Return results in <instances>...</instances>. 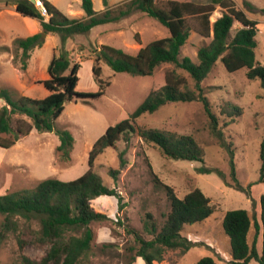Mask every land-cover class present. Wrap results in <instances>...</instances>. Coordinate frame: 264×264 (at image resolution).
<instances>
[{
	"label": "rangeland",
	"instance_id": "374dc122",
	"mask_svg": "<svg viewBox=\"0 0 264 264\" xmlns=\"http://www.w3.org/2000/svg\"><path fill=\"white\" fill-rule=\"evenodd\" d=\"M50 1L65 15L79 19L84 17L81 0ZM127 1L106 0L112 9ZM193 1L200 4L210 2ZM230 1L257 22L255 56L264 65V0ZM92 2L95 11L105 10L103 0ZM155 2L160 7L167 5V0ZM13 4L15 0H0V85L6 87L14 98L25 95L40 99L48 91L39 81L47 78V64L54 54H58L60 37L57 34L41 36L44 43L31 52L27 68L21 69L12 42L33 34L40 23L36 18L16 13ZM223 11L218 2L210 21L213 22ZM238 27L235 21L230 31L234 33ZM188 29L189 36L181 48L180 56H188L196 63L197 49L207 43L209 38L201 37L196 32L192 19L188 20ZM40 31L41 28L37 29V32ZM168 35L167 29L157 20L135 10L116 22L97 25L87 33L69 37L64 47L73 52V59L80 63L76 89L97 90L98 80L92 67L95 63L94 51H100L102 45L135 54L141 46ZM6 47L8 51L4 49ZM99 65L100 78L108 82L104 94L88 102L80 99L66 101L55 121L54 130L67 129L73 136L69 154L57 151L59 139L54 131L41 133L32 129L27 135H20L11 147H0V194L32 187L39 180L49 177L69 181L82 175L89 168L88 155L94 142L107 127L127 118L150 90L162 86L165 72L173 68L172 65L163 64L150 76H134L114 72L105 60H101ZM176 71L188 77L182 70ZM245 73L246 68L227 71L218 59L203 80L205 95L217 115L223 101L240 107L242 114L233 121L218 116L217 127L212 128L199 101L169 103L136 119L135 125L142 128H159L193 136L205 154L203 163L166 158L136 132L120 137L114 147L106 148L96 158L92 169L119 196L102 197L107 217L90 224L95 250L91 264H129L133 256L131 264H145L135 256L137 245L133 235L124 230V225L131 226L143 238L150 239L151 235L144 229L145 221H155L161 225L163 215L170 207L165 192L154 186L148 166L163 182L173 186L179 197L182 198L189 189L199 187L211 198L212 203L218 205V210L204 221L184 226L182 234L194 242V246L184 255L178 250H169L163 260L153 261L152 264H192L205 256L212 257L217 264L228 263L231 259L230 242L221 225L223 213L231 209H245L253 214L259 211L257 195L264 193V182L254 183L260 176L261 167L259 150L264 136V90L258 79H248ZM3 103L0 99V107ZM20 120L29 123L27 118L16 115L13 127ZM228 148L233 150L237 181L243 187L254 183L247 193L232 185L234 181L230 174ZM201 167L219 169L225 175V181L215 170L200 172ZM111 168L119 170L116 181L109 172ZM146 213L152 216L151 220ZM251 230L250 241L253 228ZM103 244L112 247L101 250ZM45 250L46 247L29 242L22 252L37 260ZM0 264H19L18 245L12 234H8L7 239L0 244ZM248 264L259 263L251 260Z\"/></svg>",
	"mask_w": 264,
	"mask_h": 264
},
{
	"label": "trees",
	"instance_id": "16d2710c",
	"mask_svg": "<svg viewBox=\"0 0 264 264\" xmlns=\"http://www.w3.org/2000/svg\"><path fill=\"white\" fill-rule=\"evenodd\" d=\"M40 2L46 9L47 19L29 0H15L16 11L23 16L38 19L41 27L40 32L13 40L16 61L21 69L27 68L31 52L44 43L41 33L57 34L61 45L58 54H54L47 65V78L39 81L48 91L45 97L36 99L20 95L14 98L6 87L0 85V99L4 102L0 107L2 148L11 147L20 135H27L32 129L41 133L54 131L59 139L57 151L68 155L73 145V136L67 129L54 130L55 121L62 113L66 101L80 99L88 102L104 94L108 82L100 78L101 60H105L114 72L134 76H150L163 64L173 66L165 72L162 86L150 90L127 118L107 127L104 134L94 142L88 155L89 168L82 175L69 181L49 177L39 180L32 187L0 194V244L7 239L8 234L14 236L18 245L19 264H91L95 250L90 224L107 217L102 197L119 196L92 169L96 158L106 148L114 147L120 137L136 132L166 158L203 163L205 154L193 136L159 128H142L135 125L136 119L169 103L192 101L201 102L212 128L217 127L218 116H225L231 121L239 117L242 114L240 107L228 101L219 105V115L212 110L205 95L203 80L219 59L229 72L246 68V77L258 79L264 90V65L255 56L258 44L257 22L230 0H210L206 4L195 3L193 0H167L166 7L158 6L155 0H128L116 9L110 8L106 0H103L106 8L102 12L94 10L92 0H81L84 12L81 19L63 14L49 0ZM218 2L224 11L211 22L210 17ZM135 10L157 20L169 35L141 46L135 54L102 45L100 51H94L95 63L92 67L98 80L97 90L78 91L76 86L80 63L73 59V52L65 49L66 40L75 34L87 33L97 25L116 22ZM189 19L194 21L196 32L201 37L209 38L207 43L197 49L196 63L188 56H180L181 48L189 36ZM235 21L239 27L232 33L230 30ZM4 49L7 50V47ZM176 69L182 70L188 77ZM16 115L27 118L29 123L20 120L13 127ZM228 151L230 174L234 181L232 185L237 190L247 193L254 183L264 182V136L259 150L260 176L246 187L237 181L233 150L228 148ZM148 168L154 186L165 192L170 203L169 210L163 215L161 225L155 221H145L144 229L151 235L150 239L143 238L131 226L124 225V230L133 235L137 245L135 256L145 264H152L153 261L163 260L169 250H178L184 255L194 246V242L182 234L184 226L204 221L218 210V205L212 203L211 198L199 187H193L182 198L179 197L173 186L163 182L150 166ZM199 170H215L225 181V175L219 169L201 167ZM109 172L116 181L119 170L111 168ZM257 196L259 211L256 213L231 209L222 215L221 225L230 242L231 259L227 264H248L251 260L264 264V193ZM146 216L152 219L149 213ZM251 228L253 233L250 241ZM29 242L46 247L39 259H32L22 252ZM110 247V244H103L101 250ZM133 260L134 256L129 264ZM192 264L217 263L212 257L205 256Z\"/></svg>",
	"mask_w": 264,
	"mask_h": 264
},
{
	"label": "built area",
	"instance_id": "2783aa9c",
	"mask_svg": "<svg viewBox=\"0 0 264 264\" xmlns=\"http://www.w3.org/2000/svg\"><path fill=\"white\" fill-rule=\"evenodd\" d=\"M38 4L36 5L39 9V11L41 12V14L45 17V19L47 18V13H46V9L45 7L43 6V4L40 2V0L37 1Z\"/></svg>",
	"mask_w": 264,
	"mask_h": 264
},
{
	"label": "crops",
	"instance_id": "0c3cea01",
	"mask_svg": "<svg viewBox=\"0 0 264 264\" xmlns=\"http://www.w3.org/2000/svg\"><path fill=\"white\" fill-rule=\"evenodd\" d=\"M49 1H50V0H49ZM50 2H51V1H50ZM51 3H52V2H51ZM5 6H6V4H5ZM13 6H14V11H15L16 13H18V12L16 11V4H13ZM46 19H47V18H46ZM39 23H40V22H39ZM40 28H41L40 26L37 27V28L34 30V33H37V29L40 30ZM34 33H33V34H34ZM47 65H48V64H47ZM45 79H46V78H45Z\"/></svg>",
	"mask_w": 264,
	"mask_h": 264
},
{
	"label": "water",
	"instance_id": "95a60500",
	"mask_svg": "<svg viewBox=\"0 0 264 264\" xmlns=\"http://www.w3.org/2000/svg\"><path fill=\"white\" fill-rule=\"evenodd\" d=\"M31 3L36 4L38 0H29ZM45 33H41V36H44Z\"/></svg>",
	"mask_w": 264,
	"mask_h": 264
}]
</instances>
